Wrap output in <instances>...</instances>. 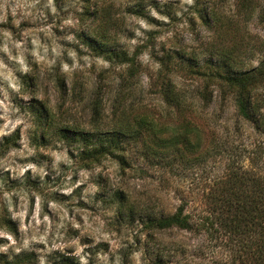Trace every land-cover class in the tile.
<instances>
[{
	"label": "rangeland",
	"instance_id": "374dc122",
	"mask_svg": "<svg viewBox=\"0 0 264 264\" xmlns=\"http://www.w3.org/2000/svg\"><path fill=\"white\" fill-rule=\"evenodd\" d=\"M238 2L0 0V264L230 261L232 243L212 196L231 168L262 169L264 133L237 116L232 96L222 98L217 88L202 108L195 96L203 80L185 59L201 66L212 48L233 44L246 66L264 57V0L251 1L247 19L230 17ZM112 51L135 54L136 73L128 77L130 63L108 57ZM161 65L185 111L160 99ZM258 94L264 110V87ZM115 100L165 124L193 120L199 146L150 164L128 140L126 162L112 154L92 159L65 128L104 131L115 121ZM43 110L50 123L38 121ZM182 202L191 228L146 223Z\"/></svg>",
	"mask_w": 264,
	"mask_h": 264
},
{
	"label": "trees",
	"instance_id": "16d2710c",
	"mask_svg": "<svg viewBox=\"0 0 264 264\" xmlns=\"http://www.w3.org/2000/svg\"><path fill=\"white\" fill-rule=\"evenodd\" d=\"M251 1L239 0L237 8L230 17L243 15L247 19L251 16L249 9ZM133 9L137 10L136 6ZM258 16L260 22H264V7ZM244 18L241 17L242 20ZM240 46L233 44L228 46L227 50L222 49L223 47L212 48L210 57L204 59L201 66L194 63L193 66L191 65L192 61H196L195 57L185 59L188 61V67H192V72L203 80V85L198 89L195 97L202 108H207L212 102L215 88L220 91L222 98L224 95H231L237 116L249 122L255 131L264 133L263 98L258 94V89L264 87V57L256 65L246 66L243 64L242 55H239L242 52ZM107 54L108 57L122 58L130 63L128 77L136 73L135 54L128 56L125 51H112ZM163 67L164 65H161L158 74L161 77L157 91L159 97L166 105L185 111L184 106L188 103H184L182 92L172 85ZM166 71L169 72L170 68ZM124 87H127V84L120 87V93L123 92ZM93 103L95 109L97 101ZM123 104L121 100L114 101L112 116L115 117V121L105 127L104 131H102L104 128L97 125L86 131H78L76 128H65V130L72 131L76 140L85 143L83 152L92 159L98 155L112 154L120 163L127 160L123 148L128 140L139 143L140 147L136 148L137 157L148 159L150 164L159 163L165 158L167 162L173 161L177 154L182 153V148L191 152L199 146L197 125L193 120L183 119L177 124H165L156 120L147 111H138L137 106L132 102L134 108L131 107L129 112L122 108ZM96 112L97 110H93L92 113ZM48 114L46 110L37 113L38 121L43 124L47 121L50 123ZM261 166L262 169L257 173L240 167L231 168L226 177L220 181L218 194L212 196L214 204L212 210L218 211L215 216L217 223L227 241L232 243L233 252L227 264H264V158ZM146 223L154 229L191 228L189 216L184 212L183 202L173 213L148 217ZM212 223L211 221L210 224ZM66 259L67 261L60 264H78ZM150 264H159V261L155 260Z\"/></svg>",
	"mask_w": 264,
	"mask_h": 264
}]
</instances>
